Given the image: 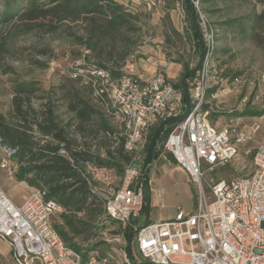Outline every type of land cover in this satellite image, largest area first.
<instances>
[{
	"label": "built area",
	"instance_id": "built-area-1",
	"mask_svg": "<svg viewBox=\"0 0 264 264\" xmlns=\"http://www.w3.org/2000/svg\"><path fill=\"white\" fill-rule=\"evenodd\" d=\"M192 2L199 16L204 59L190 82L191 111L182 121L172 123L162 149L199 184V198L191 212L178 207L172 218L149 221L138 230L136 227L135 251L133 246L128 249L131 241L127 230L146 203L143 164L149 133L166 118L182 114L186 102L182 89L168 78L165 68L148 77L137 71L135 55L118 79L107 70L90 71L100 78L94 84L95 95L115 109L119 136L125 139L124 148L131 155L117 189H105L101 178L94 176L101 185L104 204L99 223L103 239L122 244L123 260H117V264H264V143L255 151L253 172L232 180L211 178V196L203 186V165L214 170L231 162L260 125L253 121L218 128L210 122L203 106L208 102L207 91L217 84L208 76L215 67L217 29L198 0ZM82 63L83 58H79L75 66ZM11 153L0 156V168L12 177ZM156 194L161 198L162 190ZM62 211L57 201L46 199L38 189L18 205L0 185V238L10 245L16 263L110 264L114 254L103 251L100 245H85L79 250L63 240L53 226L54 218Z\"/></svg>",
	"mask_w": 264,
	"mask_h": 264
},
{
	"label": "trees",
	"instance_id": "trees-1",
	"mask_svg": "<svg viewBox=\"0 0 264 264\" xmlns=\"http://www.w3.org/2000/svg\"><path fill=\"white\" fill-rule=\"evenodd\" d=\"M180 1L188 27L184 32L177 29L167 12L163 37L169 49L165 53H177L178 58L173 61L182 64L184 74L192 67L191 61L183 58L181 49L189 42L193 53L200 57L201 48L191 16L194 13L198 19L197 10L192 0ZM146 24L145 15L123 0H0V68L2 73L12 75L10 106L5 111L0 110V156L12 151L9 160L16 180L41 190L46 199H53L62 206L63 211L54 218L53 226L68 245L79 250L83 242L90 241L102 228L99 224L104 215L101 185L94 179L92 168L110 169L122 177L131 158L124 148L125 139L119 136L115 109L107 100L95 95L94 84L100 78L90 71L103 69L113 78H120L127 61L137 56L144 43ZM218 24L221 29H240L242 34L264 45V31L260 30L264 11L228 18ZM213 25L218 41V27ZM60 32L72 36L81 46L77 57L83 58V63L60 74L59 80L48 88H44L40 80L21 77L10 62L18 61L23 55L24 48L19 49L17 41L32 33L56 35ZM38 52L50 53L48 48ZM217 54L218 46L213 61L219 69ZM32 60L42 68L48 65L45 61ZM237 75L226 72L224 78L235 82L239 79ZM192 76L187 78L189 87ZM174 83L181 89V79ZM216 89L217 86L210 88L207 97ZM203 107L214 118L264 113V109L210 111L208 102ZM157 126L149 133L146 153ZM171 128L169 124L161 134L155 158ZM197 202L195 192L194 203ZM142 213H147V202ZM141 214L132 219L127 230L131 242L135 228L141 225Z\"/></svg>",
	"mask_w": 264,
	"mask_h": 264
},
{
	"label": "rangeland",
	"instance_id": "rangeland-1",
	"mask_svg": "<svg viewBox=\"0 0 264 264\" xmlns=\"http://www.w3.org/2000/svg\"><path fill=\"white\" fill-rule=\"evenodd\" d=\"M123 1L142 12L147 21L145 40L136 56L137 71L143 72L149 77L156 74L160 68H165L168 78L173 82H177L182 78L183 66L173 61L178 58L176 52L170 53V55L165 53V50L169 49L165 44L163 32L166 21L164 17L167 12H169L170 19L177 29L184 32L188 27L182 2L180 0L175 2H172V0ZM198 2L210 21L218 27L217 58L220 67L219 69L214 67L211 72H208V76L217 81L214 96H211V94L208 96V103L211 106L210 111L264 109V45L257 39L242 34L240 29L236 31L221 29L218 24V22L228 18L264 11V0H212L208 3H202L198 0ZM168 6L170 9H167ZM262 26L260 30L264 31V24ZM17 46L19 49L24 48V50H21L23 55L18 61L10 62L16 66L21 77L40 80L44 88H48L51 84L57 82L60 74L74 67L75 62L79 59L77 54L82 50L72 36L62 32L56 35L28 34L17 41ZM43 48H48L50 53L48 55L40 54L38 50ZM181 50L183 58L190 60L191 67H194L199 60V55L193 53L192 44L188 42L185 48ZM32 59L45 61L48 65L44 68L39 67ZM160 59L166 63L180 64L179 71L168 69V65L161 63ZM175 66L177 67V65ZM226 72L230 74L238 73L239 79L235 82L227 81L224 78ZM11 78L12 75L2 73L0 68V110L2 111L7 110L11 103ZM245 98H247V101H244ZM210 114L208 115L210 122L218 128L229 124H243L253 121H257L260 128L251 140L240 146L239 153L231 162L219 165L214 170H210L206 165H203V186L208 196H211L208 189V182L211 178L232 180L253 172L255 151L260 144L264 143V113L258 116L231 118L225 116L214 118ZM161 152L165 151L162 149ZM175 165L177 164L175 163ZM91 171H93L94 176L101 178L100 182L107 190L112 191L121 185V177L113 170L106 171L104 168H92ZM147 179L146 177L144 179L146 202L149 201V192L152 197L149 205V221L172 218L176 215L178 207H182L185 212H191L195 209L194 193L196 192L199 198L200 187L198 183L192 181L186 171L174 169L173 165L165 171L154 165L150 167ZM0 185L18 205L23 203L29 190L26 183L19 182L15 176L11 177L2 168H0ZM159 190H162L161 198L155 196ZM145 218L146 213H142L139 218L141 225L145 222ZM94 242H102L100 244L102 250H109L114 254L115 258L111 260V264H117V260H123L120 249L122 248L121 242L104 240L102 229L90 241L83 242L81 246H93ZM132 246L133 251H135L137 246L134 239ZM0 264H17L10 245L7 247L6 256L0 259Z\"/></svg>",
	"mask_w": 264,
	"mask_h": 264
},
{
	"label": "water",
	"instance_id": "water-1",
	"mask_svg": "<svg viewBox=\"0 0 264 264\" xmlns=\"http://www.w3.org/2000/svg\"><path fill=\"white\" fill-rule=\"evenodd\" d=\"M191 16H192V20H193L195 29H196L198 36H199L201 49H200V57H199L197 64L194 67H192L191 69H189L188 71H186L181 78V89L183 91V95L185 98L186 108L182 114H179L176 116H171V117H168L165 120L161 121L158 124V126L156 127V129L153 131L152 136H151V140H150L149 145H148L147 153L145 156V161L143 164V176L144 177H147L148 170L154 163L156 147H157L159 138H160L161 134L163 133V131L165 130L166 126H168L169 124L175 123V122L182 121L188 115V113L191 111V108H192L191 95H190V89H189V86L187 83V78L189 76L194 75L201 68L202 62L204 59V54H205V47L203 44V38L201 35V30H200L198 19L194 13H192ZM149 205H150V201L147 202V213H146L145 222L142 225H139L136 230H138L140 227H142L143 225H145L149 222V212H150L149 211ZM136 230L134 231V234H135ZM129 249L130 250L132 249L131 242L129 245ZM139 264H156V263H153L151 261H143V262H140Z\"/></svg>",
	"mask_w": 264,
	"mask_h": 264
},
{
	"label": "crops",
	"instance_id": "crops-1",
	"mask_svg": "<svg viewBox=\"0 0 264 264\" xmlns=\"http://www.w3.org/2000/svg\"><path fill=\"white\" fill-rule=\"evenodd\" d=\"M139 49H141V47ZM139 51L140 50H138V52ZM159 61L161 63H164V64L168 65V69L170 68V69H172V71H179V69H180V64H177V63H172V64L166 63L164 60H161V59ZM175 65H177V67ZM211 96H214V94H212ZM154 165H157V166L161 167L165 171H167L169 169V167L172 166V165L174 166V169H181L177 165H175V162L165 152H161V151L158 153L157 157L154 159V163H153L152 166H154ZM181 170H183V169H181ZM183 171H185V170H183ZM28 187H29V190H28L27 195H29L31 193V191L33 190L32 187H30V186H28ZM155 196H157V194H155ZM151 199H152V197H151V194L149 192V201H151ZM158 220H162V219H156V220H153V221H158ZM7 247H9L8 242L6 240H3L2 238H0V259L2 257L6 256Z\"/></svg>",
	"mask_w": 264,
	"mask_h": 264
}]
</instances>
